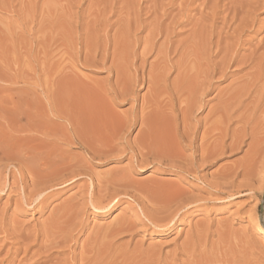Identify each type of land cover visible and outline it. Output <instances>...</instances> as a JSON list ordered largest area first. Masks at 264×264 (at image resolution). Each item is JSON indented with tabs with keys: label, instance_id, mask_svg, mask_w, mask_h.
Returning a JSON list of instances; mask_svg holds the SVG:
<instances>
[{
	"label": "rangeland",
	"instance_id": "374dc122",
	"mask_svg": "<svg viewBox=\"0 0 264 264\" xmlns=\"http://www.w3.org/2000/svg\"><path fill=\"white\" fill-rule=\"evenodd\" d=\"M224 37H227V40ZM221 46H224V49ZM119 53L129 54L130 58L127 60V55L124 58V55ZM87 54L88 57L89 54L90 57L94 55L95 60L86 59ZM112 54L121 60L115 61ZM259 55L263 58L264 0H0V264H79L80 259L85 262L83 264H264V182L258 177L264 162V143H261L264 137H261L262 141L259 138L264 128V99L261 97L262 101L258 100L260 96H264L263 78L258 80V83L255 82L256 85L252 84L254 87L250 88L254 90L249 88L248 96L245 94V97L230 99V117L225 120L229 132L224 140L229 143L231 139H236L240 128L239 139L242 138V133L243 137L247 134V137L241 139L240 148L232 153L219 154L213 158L214 160L205 161L199 160V149H195L205 140L200 138L203 136V124L213 120V110L216 106L218 107L219 103L223 104L229 96L231 98L233 90L236 91L246 78L249 81L259 68L264 74V63L259 60L257 62ZM231 58L236 62H232ZM113 60L115 63H112ZM216 60L219 62L223 60L220 63L216 62L218 68L221 66L219 69L223 76L218 68V71L210 72L214 66L212 61ZM244 60H247L248 64L245 62L247 65L242 66L245 64ZM254 61L261 64L257 66ZM223 63H227V67ZM128 69H131L129 73ZM120 71L127 72V75L133 73L131 76L137 78L144 76L147 78L148 72L158 75L164 80L165 94L162 92L159 95L163 100L160 98L159 105L149 102L151 108L148 106L150 109H147L145 100L152 98V92L150 91L149 95L146 82L135 83L134 91L127 94L125 99H115L114 92L121 85L116 78ZM199 71L206 74L200 72L202 73L200 75ZM249 72L252 73L251 76ZM241 77L243 80H240ZM184 78L189 81L196 79L198 83L202 78L203 84L210 81L209 86L203 85L207 87L206 94L202 95L198 110L191 112L186 123H182L184 117L181 112L179 114L182 116L178 115V112L185 106L188 92L183 95L182 90L175 88L185 82ZM237 82L239 84H236ZM257 87L259 91L263 89L262 92L256 90ZM255 91L260 95L255 96L259 106L255 100L253 101ZM177 92L181 100L177 98ZM142 95H145L144 99ZM144 104L150 116L147 119L153 124L154 145L172 140L178 152L185 157V161L164 158L160 153L161 156L154 153L155 151L150 153L151 155H145L140 151L138 142L147 134V126L141 125V118L131 126L129 119H133L134 116L140 117L139 113L143 111L146 113L147 110H143ZM151 109L154 112H150ZM68 110L71 111L70 114ZM64 113L67 114L65 117ZM68 115L78 118L77 121L80 120V123L82 119L84 123L86 122L87 126L83 128L87 137H94L95 141L99 142L103 139V144L101 143L103 147L97 142V149L101 146L103 151L106 143L113 142L114 150L106 152L99 158L93 157L73 135L77 129H74L73 125L70 126L65 119ZM125 118L126 121L123 120ZM29 122L31 126L28 125ZM88 124L90 126L94 124L93 128ZM115 127L121 128L122 131L116 129L117 132H114L112 128ZM188 127L190 131L184 135ZM242 128H246L244 131L247 133ZM250 130H259L260 133L252 134V131L251 137L248 132ZM232 132L237 136L232 137ZM170 135L172 138L168 137ZM254 136L261 142L250 140ZM191 138L193 142H190ZM209 141H212V138ZM250 141H255L262 149H257L259 147ZM125 147L131 149L120 153ZM132 151L136 154L134 158L131 156ZM251 153H256L253 158L255 161L251 160L254 163L258 160V163L262 164L261 167L257 163L260 167L256 164L255 167L258 168H255L252 163L255 172L252 169L251 174L246 176L232 174L231 171L225 176L219 174L223 170L228 171L230 167L241 165V162L242 164L248 162ZM67 155H71L70 158L72 155L82 158L81 161L84 162L80 163L85 168L81 171L85 174H81L82 177L75 175L74 177H79L77 180L64 185L73 177L70 175L76 170L74 168L72 172V169L66 168L68 166L70 168L66 162L69 161ZM189 158L194 160L192 166ZM195 159L198 161L195 162ZM56 160L60 163L59 160H62V165ZM49 165L53 168L51 166V169ZM174 165H181L187 171L176 169ZM47 167L50 170L46 169ZM62 169L68 173H64ZM239 169L241 168H237V172ZM40 170L45 173L44 175L50 174L53 178L50 176L44 178ZM51 170V173L54 175L58 173L60 176L56 174L55 178L49 173ZM122 173L127 175L128 180L133 181H129L131 185L127 184L125 187L116 185V188L109 183L106 185L108 179ZM37 175L43 178H38ZM216 182L224 186L212 189L211 184ZM247 182H250L252 190L243 186L238 189V193L236 185ZM232 184L233 189L228 190ZM170 185L176 187L169 188ZM167 187L168 190L183 189L184 197L181 195L177 200L174 199L175 201L172 199L173 202L167 205L168 202L162 200L170 201L167 193V196L163 195L165 194L163 190L168 191ZM160 191L163 194L159 193ZM115 194L119 201L109 213L99 212L90 205L89 198L109 195L114 197ZM192 199L196 201L193 202L197 205L195 208L192 206ZM158 202L166 203L164 205L167 207H162L164 205L161 206L160 203L158 206ZM152 204L155 205H153L155 212ZM155 207L163 209L155 210ZM176 207L179 211L173 213L172 209ZM145 210H148L150 216L159 217L158 219L162 216L165 218L170 212L174 217L164 226H153L145 217ZM135 215H139L144 225L137 221L133 224V229L122 232L123 234L115 231V224L119 218L132 219ZM65 219L70 220L68 224ZM69 231L72 232L68 233L70 241L68 238L65 240ZM162 232L165 233L159 234ZM64 236L66 237L63 242L60 239ZM51 240L53 244H62L53 245ZM74 257L77 262H74ZM66 258L69 261H66Z\"/></svg>",
	"mask_w": 264,
	"mask_h": 264
},
{
	"label": "bare ground",
	"instance_id": "6f19581e",
	"mask_svg": "<svg viewBox=\"0 0 264 264\" xmlns=\"http://www.w3.org/2000/svg\"><path fill=\"white\" fill-rule=\"evenodd\" d=\"M258 1V0H257ZM262 1V0H261ZM158 29V28H157ZM204 29V28H203ZM202 29V30H203ZM211 29V28H210ZM214 29V28H213ZM162 30V29H161ZM159 32V31H158ZM200 32V31H199ZM211 32H212V30H211ZM210 32V33H211ZM203 33H205V32H203ZM215 34V33H214ZM218 34H220V32H218ZM158 35V34H157ZM200 35V34H199ZM201 35H203V34H201ZM210 35V34H209ZM208 36V35H207ZM217 36V35H216ZM219 36V35H218ZM221 36V35H220ZM206 37V36H205ZM209 37V36H208ZM208 37H207V39H208ZM211 37V36H210ZM234 37V36H233ZM225 38V37H224ZM224 38H223V40H224ZM227 38V37H226ZM225 38V39H226ZM235 38V37H234ZM168 39V38H167ZM210 39V38H209ZM227 40V39H226ZM220 41V40H219ZM218 41V42H219ZM205 42H206V40H205ZM214 42H217V41H214ZM224 42H225V40H224ZM153 43V42H152ZM152 43H151V47H152ZM196 43V42H195ZM220 43V42H219ZM218 43V44H219ZM206 44H208V42L206 43ZM217 44V43H216ZM116 45V44H115ZM173 45V44H172ZM105 46V45H104ZM150 46V45H149ZM154 46V45H153ZM225 46V50H226V46H227V44L226 45H224ZM224 46H221L222 48L224 47ZM228 46H229V44H228ZM114 47V46H113ZM171 47V46H170ZM178 47V46H177ZM176 47V48H177ZM219 48H220V46H218ZM218 47H217V49H218ZM230 47V46H229ZM116 48V47H115ZM169 48V47H168ZM231 48V47H230ZM104 49H105V47H104ZM151 49V48H150ZM217 49H215L216 51H217ZM224 49V48H223ZM227 49H228V47H227ZM115 50V49H114ZM114 50H112L113 52H114V54H116L117 52H115ZM225 50H223L225 53H226V51ZM231 50H232V48H231ZM97 51V50H96ZM101 51H102V48H101ZM106 51V50H105ZM104 51V52H105ZM151 51H153L152 49H151ZM223 51L221 52V54L223 53ZM233 51H234V48H233ZM92 51H90V53H91ZM133 52V51H132ZM87 53H88V51H87ZM93 53V52H92ZM106 53V52H105ZM182 53V52H181ZM214 53H215V51H214ZM219 53V52H218ZM234 53H236L235 51H234ZM238 53V52H237ZM94 54V53H93ZM119 54H121V53H119ZM216 54H217V52H216ZM260 54H262V53H260ZM96 55V54H95ZM101 55V54H100ZM106 55V54H105ZM105 55H103V56H105ZM108 55V54H107ZM110 55V54H109ZM116 55H118V54H116ZM122 55V54H121ZM124 55V56H123ZM122 56L124 57V58H126V55L128 56V58H127V60L130 58L129 57V54H123ZM167 55V54H166ZM214 55V54H213ZM218 55V54H217ZM112 56H113V54H112ZM255 56V55H254ZM260 56L261 55H259V57H258V59H257V62H258V60L259 61H262L261 63H264V55H262L263 56V58H260ZM86 57V56H85ZM106 57V56H105ZM237 57V56H236ZM234 58V59H236L237 60V58ZM248 57H250V56H248ZM251 57H252V55H251ZM91 58V59H90ZM92 58H94V55H93V57H90V54H89V57H88V54H87V57H86V59H89L90 61L92 60ZM115 58V56H113V59ZM117 58V57H116ZM116 58H115V61H119V60H121V58L118 60V58H117V60H116ZM169 58V57H168ZM167 58V59H168ZM247 58V57H246ZM245 58V59H246ZM261 60H260V59ZM84 59V58H83ZM220 59V58H219ZM223 59H225V58H223ZM226 59H227V57H226ZM243 59V58H242ZM252 59H254L255 60V58H252ZM263 59V60H262ZM94 60H95V58H94ZM229 61H230V59H228ZM231 60H232V58H231ZM236 60H232V62L233 61H235L236 62ZM250 61L249 62H252V60L251 59H249ZM114 61V60H113ZM115 61L114 62H112V63H115ZM131 61V60H130ZM218 60H216V61H212V63H214V66L212 67V69H211V71L210 72H216V71H218L217 70V66H218V63H220V62H223V60H221L220 62L218 61V63H216ZM247 61V60H246ZM245 60H244V63L246 62ZM122 62V61H121ZM232 62H230V64L229 65H231V63ZM239 61H237V63H238ZM241 63H242V61H240ZM239 62V63H240ZM248 62V61H247ZM246 62V63H247ZM256 61H254V63H255ZM255 63L257 66H258V64H261V63ZM86 63V62H85ZM89 63V62H88ZM126 63V62H125ZM197 63V62H196ZM207 63H209V62H207ZM216 63V64H215ZM244 63H242V64H244ZM244 64V65H242V66H245V65H247V64ZM119 64H121V63H119ZM188 64V63H187ZM194 64H195V62H194ZM222 64V63H221ZM223 64H227V63H223ZM252 64H253V62H252ZM124 65V64H123ZM129 65V64H128ZM186 65V64H185ZM196 65H198V64H196ZM196 65H195V67H196ZM207 65V64H206ZM210 65H212L211 63H210ZM228 65V64H227ZM227 65H226V67H227ZM255 65V66H256ZM114 66V65H113ZM117 66H119V65H117ZM121 66H122V64H121ZM120 66V67H121ZM250 66V65H249ZM254 65H253V67H255ZM261 66H263V65H261ZM116 67V66H115ZM123 67V66H122ZM200 67H202V65L200 66ZM221 67V66H220ZM219 67V68H220ZM223 68H224V70H227V69H225L226 67L225 66H222ZM250 67H252V65L250 66ZM119 68V67H118ZM178 68V67H177ZM180 68V67H179ZM188 68V67H187ZM218 68V69H219ZM245 67H243V69H244ZM121 69V68H120ZM124 68H122V70H123ZM134 69V68H133ZM136 69V68H135ZM160 69V68H159ZM190 69H191V67H190ZM222 69V68H221ZM249 69V68H248ZM248 69H247V71H248ZM126 70V69H125ZM129 70H131V69H128V73H129ZM165 70V69H164ZM245 70V69H244ZM154 71H156V70H154ZM159 71V70H158ZM182 70H179V72H181ZM209 70H206V72H208ZM219 71H220V69H219ZM253 71V70H252ZM262 69L261 68H259V71H257L256 73H250L251 72V70H250V72H249V75L251 76V74L253 75L252 77H251V79L249 80V81H247L245 78V82L243 81V83H245V84H243V83H241L240 85H239V87L236 89V91L235 90H233V92L231 93L230 91V93H231V95L233 96H231V98H230V96H229V98L225 101V102H223V104H221L220 105V103H219V105H218V107L216 106V109L215 110H213L214 112H213V116H214V118H213V120L210 122V123H205V124H203L204 125V131H203V136L202 137H200L201 138V140L202 139H205L204 140V142H202L198 147H195V149L197 150V149H199V160H201V161H205V160H210V159H212V160H214L213 158H216V156L218 157V155L220 154V155H222L223 153L225 154V152H230V153H232V152H235V150H237L238 148H240V146H241V142H242V138H244V137H247V134H245V133H247V132H245L244 130L246 129H244V128H242L243 129V131L245 132L244 134V137H243V133H242V135H241V137L242 138H240L239 139V135H240V128H239V134H238V136L236 137L233 133L234 132H232L231 133V136L233 137V136H235L236 137V139H231L230 140V142L229 143H226L225 142V140H226V136L228 135V132H229V128H228V126H226V121L225 120H227L229 117H230V99L232 100L233 98H239V97H245L244 95L245 94H247V93H249V88L252 86V87H254V85H252V84H255V82H257L258 83V80H261L262 78L264 79V74H262ZM264 71V70H263ZM121 72V71H120ZM118 72L117 73V77L116 78H118L119 79V83H121V85H120V87L118 88V90H116L115 92H114V97H115V99H118V98H122V99H125L126 97H127V94H129L131 91H134V88L133 87H135V83H139V82H141L142 84H145V82H146V84H147V88H148V90H149V92L151 91L152 92V98H151V96H150V100H145L146 101V103L145 104H147V109L150 107L151 108V106H150V103L149 102H154L155 104H158L159 105V103L163 100L159 95L164 91V89H165V86L163 85L164 83V80L163 79H160L159 77H158V75H153V74H155V73H151V72H148V74H147V78H146V76H144V77H141V78H137L136 76H131V74H133V73H131L130 75H127L126 73L127 72H125V73H123V72ZM157 72V71H156ZM185 73L187 72V70H185L184 71ZM200 72H202L203 73V75H204V71H199V73L198 74H200V75H202V73H200ZM221 72V71H220ZM245 72H246V70H245ZM116 73V72H115ZM158 73V72H157ZM248 73V72H247ZM264 73V72H263ZM198 74H196V75H198ZM206 74V73H205ZM216 74V73H215ZM221 76H223V72H221ZM225 74V73H224ZM141 75H143V74H141ZM179 75V74H178ZM200 75L198 76V80H199V77H200ZM217 75V74H216ZM227 75V74H226ZM225 75V76H226ZM242 75H244V73L242 74ZM246 75V74H245ZM218 76H220V74H218ZM250 76H248V77H250ZM164 77V76H163ZM166 77V76H165ZM178 77V76H177ZM187 77V76H186ZM213 77H214V75H213ZM244 77H246V76H244ZM183 78V77H182ZM193 78H195V77H193ZM192 78V79H193ZM197 78V77H196ZM203 78H206V77H203ZM209 78V77H208ZM212 77H210L209 79H211ZM117 79V80H118ZM189 79H191V78H189ZM201 79V81H200V83H198L197 81H196V79H194V80H192V81H189L187 78H184V83H182V84H180V86L179 87H176L175 86V88H178L177 90H182V94L184 95V93L185 92H188V95H186V96H188L187 97V100H185V98H184V100H185V106L183 107H181V106H179V107H181L180 108V110H179V112H178V115H181V114H179L180 112L182 113V115H183V117H184V121L182 122V123H186V120H188L189 121V115L191 114V112L192 111H194L195 109H197V108H199L198 106L201 104V102H202V95L207 91V87H204V86H209L210 84H209V82L207 81V83L208 84H206L205 82V84H203V82H202V78H200ZM213 79V78H212ZM240 80H243L242 79V77H241V79ZM116 82V81H115ZM118 82V81H117ZM239 82H241V81H239ZM239 82H237L236 84H239ZM119 83H117V84H119ZM141 84V85H142ZM243 84V85H242ZM262 84V83H261ZM261 84H260V86H261ZM184 85H186V87H184ZM204 85V86H203ZM256 85V84H255ZM259 85V84H258ZM263 85V84H262ZM177 86H178V84H177ZM236 86V85H235ZM167 88V87H166ZM232 88H234V86L232 87ZM113 89H115V88H113ZM235 89V88H234ZM252 88H250V90H251ZM147 90V91H148ZM252 90H254V89H252ZM256 90H258L259 91V89H258V87H257V89ZM262 90L263 89H261V91H259V92H262ZM175 91V90H174ZM151 92L149 93V95L151 94ZM179 92V91H178ZM178 92H177V95H178ZM235 92V93H234ZM254 91H252V93H253ZM256 92V91H255ZM259 92H256L255 93V95H254V99H253V101L255 100V96H256V94H258ZM264 92V91H263ZM145 93H147V92H145ZM164 93V92H163ZM166 93H167V91H166ZM252 93L250 92V94L252 95ZM165 94V93H164ZM206 94V93H205ZM226 94V93H225ZM254 94V93H253ZM261 95H262V93H260ZM264 94V93H263ZM169 95V94H168ZM167 95V96H168ZM228 95H230L229 93H228ZM228 95H226V96H228ZM143 96V99L145 98L144 96L145 95H142ZM247 96H248V94H247ZM258 96H260L259 94H258ZM257 96V97H258ZM146 97H148V96H146ZM162 97H164V96H162ZM173 97L174 96H172V99H173ZM182 97V96H181ZM261 97H262V100L264 99L263 97L264 96H260L259 97V99L258 100H260L261 99ZM160 98H161V101H160ZM176 98V97H175ZM177 98H179L180 100H181V98H180V96L178 95L177 96ZM183 98V97H182ZM246 98H248V97H246ZM252 98V97H251ZM166 99V98H165ZM169 99H170V97H169ZM222 99V98H221ZM221 99H220V101H221ZM178 100V99H177ZM262 100H260V101H262ZM170 101H172L171 99H170ZM144 102V101H143ZM148 102V103H147ZM169 102V101H168ZM178 102V101H177ZM255 102L257 103V105L259 104L258 102L259 101H256L255 100ZM176 103V102H175ZM200 103V104H199ZM242 103H243V100H242ZM254 103V102H253ZM263 103V102H262ZM144 104V105H145ZM149 104V105H148ZM153 104V103H152ZM182 104H184V103H182ZM199 104V105H198ZM264 104V103H263ZM180 105V104H179ZM239 105V104H238ZM149 106V107H148ZM154 106V105H153ZM153 106H152V108H153ZM178 106V105H177ZM254 106H255V104H254ZM259 106V105H258ZM260 106H261V103H260ZM170 107H171V105H170ZM245 107V106H244ZM149 108V109H150ZM162 108V107H161ZM73 109V108H72ZM146 109V105L144 106V109L143 110H145ZM146 109V110H147ZM166 109H167V106H166ZM171 109V108H170ZM70 110V109H69ZM68 110V111H69ZM77 110V109H76ZM153 109H151V111L150 112H154V111H152ZM162 110V109H161ZM172 110H173V108H172ZM176 110V109H175ZM174 110V111H175ZM198 110V109H197ZM73 112H74V110H72ZM142 111V110H141ZM156 111V110H155ZM168 111H169V109H168ZM70 112L71 111H69V114H70ZM150 112H149V114H150ZM170 112V111H169ZM143 115H142V114ZM141 113H139L141 116L140 117H135L134 116V118L133 119H129V120H131V121H129V123L131 124V126L133 125V123L134 122H136V121H138V119L139 118H141V125H146L147 126V134H145L144 135V137L142 138V140L141 141H139L137 144L141 147V148H139V149H141L140 151H142V153H144L145 155L146 154H150V153H152L153 151H155L154 153H158V155H162V157H164V158H172V160H178V161H180V162H182V161H185V157L182 155V154H180L179 152H178V150L175 148V146L173 145V143H172V140H170V141H163V143H161V144H159V145H154V143L152 142V138L154 137H152V135H153V124L151 123V122H149L148 121V110L146 111V113H145V111H143V112H141ZM145 113V114H144ZM165 113V112H164ZM176 113V112H175ZM232 113V112H231ZM76 114V113H75ZM152 114V113H151ZM168 114V113H167ZM172 114V113H171ZM65 115H67V114H65L64 113V117H65ZM78 115H79V113H78ZM78 115H75V117H77ZM153 115V114H152ZM181 115V116H182ZM60 117V116H59ZM62 118H63V116H61ZM80 117H81V115H80ZM80 117H79V119H80ZM83 117V116H82ZM81 117V118H82ZM150 117V116H149ZM152 117V116H151ZM168 117V116H167ZM65 119H67L68 120V122L71 124L70 126H72L74 129H79V131H77V130H75V132L73 133V135L75 136V138H76V140H78L79 141V144L81 145V146H83V147H85L91 154H92V156L94 157V156H96V157H100V156H102V155H104L106 152H108V151H113L114 150V148H115V145L114 144H112L113 142H111V144H109V143H106L107 145H106V147H105V150H101V146L100 147H98V149H100V150H98L97 148H96V145H97V142L98 143H102V141H103V139H101V136H99L100 137V141L101 142H99V141H95V138H94V141H93V138H89V137H87V135H85L86 133H85V131H84V126L86 125L87 126V124H86V122L84 123L83 122V119L81 120V122L82 123H80L79 121L80 120H78L77 121V119L78 118H72L71 117V115H68ZM86 119V118H85ZM174 119V118H173ZM243 119V118H242ZM245 119V118H244ZM66 120V121H67ZM120 120V119H119ZM122 120V119H121ZM123 120H127L126 118L125 119H123ZM167 120V119H166ZM177 120V119H176ZM52 121V120H51ZM63 121H64V119H63ZM86 121H88V119L86 120ZM244 121V120H243ZM42 122V121H41ZM50 122V121H49ZM54 122V121H53ZM89 122V121H88ZM90 122H92L93 123V121L92 120H90ZM110 123H111V121H109ZM118 123H121L120 121H117ZM116 122V123H117ZM177 122V121H176ZM247 122V121H246ZM45 123L46 122H44V126H45ZM55 123V122H54ZM67 123V122H66ZM107 123V122H106ZM110 123H109V125H110ZM127 123H128V121H127ZM39 124H40V122H39ZM57 124V123H56ZM59 124V123H58ZM61 124V123H60ZM65 124V123H64ZM84 124V125H83ZM130 124H129V126H130ZM177 124V123H176ZM243 124V123H242ZM246 124V123H245ZM28 125H30V122L28 123ZM37 125V124H36ZM51 125H53V124H51ZM89 125V124H88ZM104 125V124H103ZM102 125V126H103ZM122 125V124H121ZM178 125V124H177ZM244 125V124H243ZM31 126V125H30ZM29 126V127H30ZM43 126V127H44ZM48 126H50V125H48ZM47 126V127H48ZM90 126V125H89ZM92 126H94V124H91V126L90 127H92ZM105 126H106V124H105ZM165 126V125H164ZM180 126V125H179ZM182 126V125H181ZM180 126V127H181ZM29 127H26V128H28V129H30ZM38 127V126H37ZM54 127V126H53ZM57 127H60V126H57ZM65 127V129H66V126H64ZM104 127V126H103ZM108 127V126H107ZM110 127V126H109ZM112 127V126H111ZM121 127V126H120ZM197 127V126H196ZM25 128V129H26ZM33 128V127H32ZM31 128V129H32ZM51 128V127H50ZM93 128V127H92ZM91 128V129H92ZM94 128H96V125H95V127ZM100 128H102V127H100ZM126 128H129V127H127L126 126ZM165 128H168V127H165ZM185 128V127H184ZM36 129V128H35ZM38 129V128H37ZM36 129V130H37ZM47 129H49V128H47ZM83 129V130H82ZM117 128L115 127V129H113L112 128V130H114V132H117V130H121V128H119L118 127V129L116 130ZM124 129V128H123ZM182 129V128H181ZM197 129V128H196ZM231 129V128H230ZM236 129V128H235ZM32 130H34V129H32ZM36 130L34 131V132H36ZM68 130V129H67ZM66 130V131H67ZM90 130V128L87 130V131H89ZM107 130H108V128H107ZM111 130V129H110ZM111 130V131H112ZM116 130V131H115ZM24 131V130H23ZM31 131V130H30ZM30 131H28V132H30ZM42 131H44V130H42ZM49 131H50V129H49ZM53 131V130H52ZM60 131V130H59ZM61 131H64V130H61ZM60 131V132H61ZM65 131V132H66ZM74 131V130H73ZM92 131V130H91ZM119 131H118V134H119ZM122 131V130H121ZM120 131V132H121ZM126 131V130H125ZM181 131V130H180ZM189 131H190V127H188V128H186L185 129V131H184V135L186 134H188L189 133ZM253 131V130H252ZM252 131L250 130V131H248L249 132V134H250V132L252 133ZM262 131V130H261ZM38 132H41V131H38ZM45 132V131H44ZM47 132V131H46ZM45 132V133H46ZM93 132H94V129H93ZM113 132V131H112ZM112 132H110L111 134H112ZM254 132H255V134L257 133V132H259V130H257V131H253V133L252 134H254ZM263 133H264V128H263V131H262ZM44 133V134H45ZM54 133V132H53ZM62 133H64V132H62ZM69 133V132H68ZM71 133V132H70ZM91 133V132H90ZM146 133V132H145ZM236 133H237V131H236ZM260 133V132H259ZM258 134L257 133V135H259L260 137V140L262 141V138L264 137L263 135L264 134ZM56 134V133H55ZM88 134V133H87ZM94 134V133H93ZM111 134H109V136L111 135ZM115 134V133H114ZM117 134V133H116ZM144 134V133H143ZM143 134H141V135H143ZM157 134V133H156ZM182 134V133H181ZM193 135H194V133H192ZM249 134H248V136H249ZM31 135V134H30ZM50 135V134H49ZM90 135V134H89ZM113 135V134H112ZM137 135H139V134H137ZM179 135H180V133H179ZM29 135H27V137H28ZM55 136V135H54ZM61 136H62V134H61ZM60 136V137H61ZM65 136V135H64ZM114 136V135H113ZM117 136V135H116ZM115 136V137H116ZM172 136H173V134H172ZM192 136V135H191ZM197 136V135H196ZM250 136L251 137H253V135H251L250 134ZM72 137V136H71ZM96 137V136H95ZM112 137V136H111ZM118 137V136H117ZM168 137H171V135L170 136H168ZM167 137V138H168ZM183 137V136H182ZM187 137V136H186ZM228 137V136H227ZM234 137V138H235ZM262 137V138H261ZM30 138V137H29ZM32 138H34L33 136H32ZM32 138H30V139H32ZM63 138V137H62ZM70 138V137H69ZM69 138H67L66 140H68ZM74 138V137H73ZM86 138H88V140H84V139H86ZM102 138H108V137H102ZM110 138V137H109ZM108 138V139H109ZM172 138V137H171ZM212 138V141H209V139H211ZM224 138H225V140H224ZM257 137L256 136H254V138H252V139H250V140H252L253 141V139H255V141H257V140H259V138L258 139H256ZM28 139V138H27ZM70 139H72V138H70ZM115 139V138H114ZM118 139H120V138H118ZM157 139V138H156ZM178 139V138H177ZM185 139V138H184ZM196 139V138H195ZM238 139H239V141H238ZM34 140H36L35 138H34ZM41 138H40V144H41ZM65 140V141H66ZM107 140V139H106ZM140 140V139H139ZM181 140H183V139H181ZM228 140V139H227ZM259 140V142H261ZM263 140H264V138H263ZM38 141V140H37ZM69 141V140H68ZM71 141V140H70ZM74 141V140H73ZM110 140H108V142H109ZM111 141H113V139H111ZM116 141V140H115ZM119 141H121V140H119ZM156 141H158V140H156ZM255 141L254 142H251L254 146H257V147H259V148H257V149H262V147H260L261 145H256V144H258V143H255ZM29 142V141H28ZM33 142V141H32ZM43 142V141H42ZM122 142V141H121ZM161 141H159V143H160ZM190 142H193V140H192V138L190 139ZM243 142H244V140H243ZM249 142V143H250ZM30 143V142H29ZM133 143H134V141H133ZM262 144L264 143V141H262L261 142ZM32 144H34V143H32ZM38 144V142L36 143V145ZM42 144H44V143H42ZM73 144V143H72ZM103 144V143H102ZM101 144V145H102ZM109 144V145H108ZM156 144V143H155ZM243 144V143H242ZM45 145V144H44ZM35 146V145H34ZM42 146V145H41ZM76 146V145H75ZM117 146V145H116ZM127 146V145H126ZM27 147H28V145H27ZM32 147V149H33V146H31ZM37 147L39 148L40 147V145L38 146L37 145ZM37 147H36V149H37ZM45 147V146H44ZM102 147H103V145H102ZM119 147V146H118ZM121 147V146H120ZM251 147V146H250ZM263 147H264V145H263ZM77 148V147H76ZM84 148V149H85ZM41 149V148H40ZM40 149H38L39 150V152H41L40 151ZM131 149V147H125V148H123V149H121L120 151V153H125V152H127V150H130ZM138 149V150H139ZM13 150V149H12ZM17 151H18V149H16ZM20 150V149H19ZM31 150V149H30ZM137 150V151H138ZM195 150V151H196ZM250 150V149H249ZM252 150V149H251ZM253 150H255V149H253ZM1 151V150H0ZM23 151V150H22ZM32 152H33V150H31ZM256 151V150H255ZM254 151V152H255ZM6 152V151H5ZM11 152V151H10ZM14 152H15V150H14ZM13 152V153H14ZM248 152V151H247ZM257 152V151H256ZM260 152V151H259ZM1 153V152H0ZM17 153V152H16ZM20 153H23V152H20ZM31 153V152H30ZM50 153V152H49ZM60 153H62V152H60ZM160 153V154H159ZM229 153V154H230ZM258 153V152H257ZM2 154H4V153H2ZM9 153H7V155H8ZM46 154H47V152H46ZM55 154V153H54ZM108 154V153H107ZM247 154V153H246ZM251 154H253V156H251ZM250 155H249V161L248 162H246V163H244V164H242V162L240 163L241 165H239V166H235V167H233V168H229V170L227 171V170H223L221 173H219L220 175H226L227 173H229L230 171H231V173L232 174H240V175H242V176H246V175H249V174H251V170L253 169L254 170V172L256 171L252 166V163L254 164V167H255V165L258 163V160H257V157H256V160H257V163H254L253 161H255V159L253 160V158H254V154H256V153H251ZM260 155H261V153H259ZM12 155V154H11ZM15 155V154H14ZM49 155V154H48ZM65 155V154H64ZM89 155V154H88ZM135 152L134 151H132V158H134L135 157ZM151 155V154H150ZM160 155V156H161ZM9 156V155H8ZM55 156V155H54ZM60 156H63V155H60ZM67 156H69V155H67ZM131 156H130V158H131ZM154 156H157V155H154ZM192 156V155H191ZM191 156H189V157H191ZM195 156V155H194ZM194 156H192V157H194ZM197 156V155H196ZM10 157V156H9ZM45 157V156H44ZM43 157V158H44ZM47 157V156H46ZM49 157V156H48ZM71 157V155L69 156V161H66L67 162V165H70V168H69V166L68 167H66V168H68V169H72V172H73V170H74V168H76V170H74V174H72V173H70V174H72V175H70V174H67L68 176L70 175L72 178L70 179V180H68L64 185H66V184H70V183H72V182H74L75 180H77V178H79V177H74L75 175H81V174H85V173H83L81 170H82V168H85V166L82 164V163H80V162H84V161H81V159L82 158H80L79 159V156H78V158H77V156H73L72 155V158H70ZM191 157V158H192ZM252 157V158H251ZM1 158V157H0ZM19 159H20V157H18ZM17 158V159H18ZM66 158V157H65ZM144 158V157H143ZM191 158H189V159H191ZM5 159H7V157H6V155H5ZM13 159H15V158H13ZM17 159H15V160H17ZM18 159V160H19ZM40 159V158H39ZM57 160H58V158H56ZM146 159V158H145ZM189 159H187V160H189ZM197 159V158H196ZM195 159V160H196ZM253 161H252V160ZM2 160V159H1ZM9 160V159H8ZM46 160V159H45ZM53 160H55V159H53ZM56 160V161H57ZM64 160V159H63ZM68 160V159H67ZM143 160V159H142ZM252 162H251V161ZM51 161V160H50ZM59 161H61V163L63 162L62 160H59ZM143 161H145V160H143ZM193 159H191V160H189V163H190V165L192 166L193 165ZM198 160H196L195 162H197ZM246 161H247V159H246ZM1 162V161H0ZM58 162V161H57ZM134 162V161H133ZM147 162V161H146ZM249 162H251V165H250V163ZM262 162V161H261ZM39 163V162H38ZM45 163V162H44ZM55 163V162H54ZM60 162H58V164H59ZM60 163V164H61ZM81 165H80V164ZM31 165H32V163H30ZM58 164H57V166H58ZM59 164V165H60ZM64 164V163H63ZM66 164V163H65ZM195 164V163H194ZM259 165H260V163H258ZM257 164V165H258ZM44 165V164H43ZM62 165V164H61ZM66 165V166H67ZM183 165H185V164H183ZM258 165V167H262V164L259 166ZM36 166H38L39 167V165H36ZM51 166L52 165H49V167L51 168ZM55 166H56V164H55ZM64 166V165H63ZM83 166V167H82ZM34 166H32V168H33ZM37 167V168H38ZM46 167V166H45ZM77 167H78V169H77ZM173 167H176V169L177 168H179L181 171L183 170L184 172H186L187 171V169H184V168H182L181 167V165H174ZM257 166L255 167V168H258ZM43 168V167H42ZM52 168H53V166H52ZM51 168V169H52ZM57 167H54V169H56ZM59 169L61 168V167H58ZM66 168L64 167V169L66 170ZM237 168H241V169H239V171L237 172ZM39 169H41V168H39ZM45 169V168H44ZM46 169H49L48 167L46 168ZM54 169H53V171H54ZM178 169V170H179ZM189 169H191V168H189ZM189 169H188V172H190L189 171ZM260 169V168H259ZM258 169V170H259ZM50 170V169H49ZM58 170V169H57ZM56 170V171H57ZM63 170V169H62ZM62 170H60V173L62 172ZM252 170V171H253ZM34 171V170H33ZM46 171H48V170H46ZM37 172V171H36ZM52 172V170L49 172V173H51ZM63 172L65 173V172H67L68 173V171H64L63 170ZM69 172H71V171H69ZM187 172V173H188ZM39 173V172H38ZM38 173H36V174H38ZM40 173H41V175H44L45 173H42L41 172V170H40ZM54 175V173H51V175ZM56 174H58V173H56ZM55 174V175H56ZM63 174V173H62ZM218 174V175H219ZM259 175H258V177H259V179L261 180V182H264V162H263V167L259 170V173H258ZM38 175H40V174H38ZM37 175V176H38ZM54 175V177L56 178V176ZM66 175V176H67ZM34 176H35V174H34ZM45 177L44 178H46L47 176H50V174H46V175H44ZM58 176H60L59 174H58ZM61 176H63V175H61ZM83 176V175H82ZM82 176H80V177H82ZM223 176V177H224ZM257 176V175H256ZM40 176H38V178H39ZM227 177V176H226ZM234 177V176H233ZM235 177H237V176H235ZM31 178H32V176H31ZM35 178V177H34ZM37 178V177H36ZM40 178H43V177H40ZM50 178H53V176L51 177L50 176ZM108 179V178H107ZM106 179V180H107ZM35 180H37V179H35ZM105 180V181H106ZM39 180H37V182H38ZM130 180H128V177H127V175H125V173H122V174H120L119 176L117 175L116 177H111V179H108L105 183H106V185H107V183H109V185L111 184V185H113V186H115V188H116V185H119V186H126L127 184H130V182H133V181H130ZM35 183H36V181H34ZM104 182V181H103ZM226 183H227V181H225ZM245 182V181H244ZM33 183V182H32ZM105 183H104V186H106L105 185ZM136 183V182H135ZM134 184V183H133ZM209 184H211V183H209ZM224 184V183H223ZM3 185H5V184H2V186ZM131 185V184H130ZM129 185V186H130ZM135 185V184H134ZM136 185H137V183H136ZM1 186V187H2ZM128 186V185H127ZM141 186V185H140ZM176 187V185H170L169 186V188L170 187ZM209 186V185H208ZM211 186H212V189H214V187H219V186H224V185H220V182L218 183V182H216V183H214V184H211ZM234 185L232 184L231 185V187L229 186V189L228 190H230V188L231 189H233L232 187H233ZM237 186V187H236ZM235 187L237 188V192L239 193V190L238 189H240V187H243V186H245V187H248L250 190H252L251 188H253L252 186H251V184H250V182H247V184L246 183H243L242 185H240V183H239V185H236ZM93 187H95V186H93ZM109 187V186H108ZM118 187V186H117ZM131 187V186H130ZM135 187V186H134ZM138 187H139V185H138ZM114 188V187H113ZM211 188V187H210ZM222 188V187H221ZM236 188H234V189H236ZM150 189V188H149ZM158 189V188H157ZM219 189H220V187H219ZM139 190H141L140 188H139ZM138 190V191H139ZM167 190H168V187H167ZM183 190V189H182ZM181 189H179V188H171V189H169L168 191H166V190H163L164 192L163 193H165V194H163L161 191L159 192V193H162L163 195H166V193L168 194V198H170V201L168 200V199H166V200H164V199H162L163 201H165L166 203L168 202V204L167 205H169L170 204V202L172 201V199H173V201H175L174 199H176L177 200V198L179 197L180 198V196L181 195H183L185 192H183ZM217 190V189H216ZM228 190H225V192L227 191L228 192ZM119 191V190H118ZM118 191H116V192H118ZM149 191V190H148ZM232 191V190H231ZM230 191V192H231ZM234 191V190H233ZM236 191V190H235ZM183 192V193H182ZM210 192H211V190H210ZM214 192V191H213ZM221 192H222V190H221ZM140 193H141V191H140ZM158 193V192H157ZM219 193H220V191H219ZM232 193V192H231ZM118 194V193H117ZM117 194H115L114 195V197L113 196H110V199L106 196V197H95V199L93 198V199H91V198H89L90 199V205H92V207H94L95 208V210H97V211H99V212H110L111 210H113L114 208H115V206H116V203L119 201V198L118 199H116V197H117ZM145 194V193H144ZM161 194V195H162ZM187 194V193H186ZM185 194V195H186ZM113 195V194H112ZM120 195V194H119ZM118 195V196H119ZM156 195V194H155ZM145 196V195H144ZM154 196V195H153ZM167 196V195H166ZM165 196V197H166ZM187 196V195H186ZM230 196V195H229ZM231 196H233V195H231ZM112 197V198H111ZM159 197H161V196H159ZM158 197V198H159ZM183 197H184V195H183ZM189 197V196H188ZM182 198V197H181ZM192 198V196L190 197V199ZM232 198V197H231ZM160 199V198H159ZM185 200H186V198H184ZM188 199V198H187ZM27 200V199H26ZM29 200H31V199H29ZM28 200V201H29ZM161 200V201H162ZM180 201H182L181 199H179ZM178 200V201H179ZM185 200H183V201H185ZM227 200V199H226ZM27 201V202H28ZM158 201V200H157ZM172 201V202H173ZM177 201V202H178ZM187 201V200H186ZM155 202V201H154ZM171 202V203H172ZM188 202H190L189 201V199H188ZM191 202L193 203V202H196L195 200H191ZM30 203V202H29ZM153 203V202H152ZM159 203H160V205L162 206V205H164V204H166V203H161V202H158V206H160L159 205ZM179 203V202H178ZM185 203H187V202H185ZM176 204V206H179V205H177V203H175ZM183 204V203H182ZM154 204H152V209L154 208V206H153ZM167 205L165 206H162V207H167ZM191 205V204H190ZM189 205V206H190ZM147 206V205H146ZM145 206V207H146ZM183 206V205H182ZM189 206H186L185 205V207H189ZM192 206H194V208H195V206H197L196 204L194 205V203H193V205ZM191 206V207H192ZM145 207H144V209H145ZM162 207H157V209L158 208H162ZM180 207V206H179ZM184 207V208H185ZM197 209H198V207H196ZM144 209H143V211H144ZM156 209V207H155V210H157ZM163 209V208H162ZM180 209H181V207H180ZM183 209V208H182ZM196 209V210H197ZM150 210H151V208H150ZM176 210H178L179 211V209L176 207V209H172V212L173 213H175V211ZM194 210V209H193ZM148 211V210H147ZM147 211L145 210V212H146V214H145V217L146 218H148L149 219V221H150V223L153 225V226H164V225H166L167 223H169V222H171L172 220H173V217L174 216H171V213L172 212H170V215H169V218H168V215L165 217V218H163V216H162V218H160V219H158L159 217H153L154 215H151L152 216V219H150L151 218V216H150V213L148 214L147 213ZM153 211H154V209H153ZM177 211V212H178ZM185 211V210H184ZM74 212H76V211H74ZM145 212H143V213H145ZM151 212V214H152V211H150ZM155 212V211H154ZM183 212V211H182ZM173 213H172V215H173ZM181 213V212H180ZM105 214V213H104ZM178 214V213H177ZM149 215V217H147ZM175 215V214H174ZM180 215V214H179ZM185 214L183 213V216H184ZM70 216V215H69ZM171 216V217H170ZM176 216H178V215H176ZM175 216V217H176ZM182 216V215H181ZM68 218V217H67ZM71 219L73 218V217H70ZM69 218V219H70ZM153 218H155V219H153ZM165 219L166 220H168V221H165ZM66 220V222L68 221V219H65ZM70 221V220H69ZM69 221L67 222V224L69 223ZM137 221H140L141 223L143 222V220L139 217V215L138 216H136L135 215V217L134 218H132V219H125L124 217H121V218H119L117 221H116V232L117 233H125V232H127V231H129V230H131V229H133V224H136L137 223ZM165 221V222H164ZM66 222H65V225H66ZM136 222V223H135ZM71 223V222H70ZM144 223V222H143ZM142 223V224H143ZM72 224V223H71ZM70 225V224H69ZM144 225V224H143ZM135 226V225H134ZM113 227H115L114 225H113ZM110 231V230H109ZM70 234V233H72V232H67V234ZM109 233V232H108ZM111 233V232H110ZM122 233V234H123ZM165 233V232H164ZM163 232L162 233H159V234H164ZM66 234V236H64L62 239H60V240H62L63 241V239L65 238V240H67V238H68V236H69V234L67 235ZM115 234V233H114ZM74 235V234H73ZM72 235V236H73ZM119 235H121V234H119ZM47 238V237H46ZM73 238V237H72ZM71 238V239H72ZM114 238V237H113ZM47 240V239H46ZM59 240V239H58ZM59 240V241H60ZM62 241H60V242H62ZM68 241H70L69 240V238H68ZM47 242V241H46ZM50 242H52V244L54 243L52 240L50 241ZM49 242V243H50ZM57 242V241H56ZM55 242V243H56ZM64 242V241H63ZM65 243H67V242H65ZM51 244V245H52ZM58 244H62V243H57V244H53V245H58ZM84 252V251H83ZM82 255L84 254V253H82V251L80 252ZM80 254V255H81ZM87 256V255H86ZM86 256H84V257H86ZM73 256H71V258H72ZM76 257H78V256H76ZM80 257V256H79ZM88 257V256H87ZM81 258H82V256H81ZM74 259H75V257H74ZM80 259V258H79ZM90 259H92V257L90 258ZM68 259L66 258V261H67ZM72 260H73V258H72ZM69 261V260H68ZM71 261V260H70ZM76 261V259L74 260V262ZM79 261V260H78ZM86 261V260H85ZM72 262V261H71ZM70 262V263H71ZM77 262V261H76ZM80 262H82L81 264H83V263H85V262H83V261H81V259H80ZM80 262H79V264H80ZM55 264H58V263H55ZM76 264V263H75Z\"/></svg>",
	"mask_w": 264,
	"mask_h": 264
}]
</instances>
